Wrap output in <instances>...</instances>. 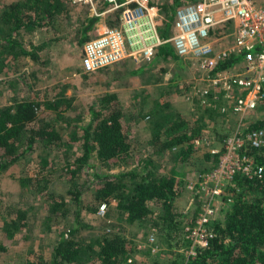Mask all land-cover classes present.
Instances as JSON below:
<instances>
[{"label": "trees", "instance_id": "16d2710c", "mask_svg": "<svg viewBox=\"0 0 264 264\" xmlns=\"http://www.w3.org/2000/svg\"><path fill=\"white\" fill-rule=\"evenodd\" d=\"M155 1L164 22L163 27H159V34L167 38L180 0ZM72 8L70 0H16L5 4L0 14V77L6 72L14 73L19 81L18 71L25 58L38 60L32 49L23 46L22 34L39 30L46 37L48 26L71 18ZM86 21L80 29L79 44L88 38L86 32L97 17H87ZM108 22L115 24L116 15L110 14ZM155 57L161 61L176 60L180 66L185 63L168 43L156 50L153 59ZM240 58L230 56L219 63L215 71L231 68ZM22 77L21 82L28 79L24 74ZM30 82L26 93L32 87ZM16 92L10 104L0 102V172L33 154L40 143L44 154L31 173L38 178L37 193L47 198V210L53 217H72L68 234H61L50 258L32 253L21 264H136L131 258L133 243L117 225L98 235L77 238L78 232L93 228L83 220L82 211L95 212L102 203L107 206L115 202L116 219L123 218L130 224L154 215L165 238L173 241L174 246L183 240L187 242L182 227L185 220L173 209L181 189L184 190L176 177L180 172L173 168L170 172H159L156 158L164 159L170 154L175 161L187 163L196 151L194 141L200 137L198 123L189 122L181 112L173 109L168 98L157 100L148 110L141 104L135 116L116 93L105 92L97 105L89 109V119L83 123L80 120L69 129L71 119L65 116V112L71 107V101L63 90L43 102ZM208 99V105H201L203 111L217 113L225 119L226 115L218 108L222 100ZM134 119L137 120L134 124L128 123ZM139 120L150 126V138L144 142L135 137L139 128L134 126ZM261 127H264V118L247 124L244 131ZM73 145H78L79 150L75 151ZM48 149L59 152L55 158L62 157L61 176L71 181V188L65 192L70 194V199H66L64 193L48 190L47 185L53 176L51 167H54L53 159L47 156ZM250 154L264 169V145L251 150ZM206 155L212 154L207 152ZM213 159L214 163L215 154ZM120 164L132 166L113 171ZM79 180L82 187L85 184L83 189ZM22 181L25 184L26 180ZM235 181L233 201L217 209L218 216L211 221L212 236L206 247H197L195 255L189 256L182 264H264V171L259 178L237 175ZM88 191H91L92 198L89 204H85L82 196ZM17 218L19 220H13L12 224L23 227L24 212L17 211ZM0 248L6 247L1 245ZM152 264L160 263L155 261ZM167 264L181 263L173 259Z\"/></svg>", "mask_w": 264, "mask_h": 264}, {"label": "rangeland", "instance_id": "374dc122", "mask_svg": "<svg viewBox=\"0 0 264 264\" xmlns=\"http://www.w3.org/2000/svg\"><path fill=\"white\" fill-rule=\"evenodd\" d=\"M14 1L16 0H0V14L5 4ZM151 1L156 3L155 0ZM188 1L180 0L179 6ZM258 1L264 4V0ZM98 6H102L101 1L98 2ZM106 16L93 23L86 32L88 38L85 41L110 25L109 15L108 18ZM87 17H91L88 6L73 4L71 18L67 17L59 24L48 26L50 28L46 37L39 30L23 33V46L28 50L32 49L38 55V60L31 61L25 58V62L20 64L18 71L19 81L14 73L6 72L0 77V102L10 104L14 94L17 93L16 91L43 102L63 90L71 101V107L65 112V116L71 119L69 129H72L75 123H80V120L83 123L89 119V109L97 105L99 97L105 92L116 93L123 104L129 110H133L131 114L135 116L138 115V110L142 105L143 109L148 110L157 100L168 98L173 109L181 112L189 122L199 124L200 137L196 140H199L200 144L197 146L194 141L196 151L190 156L187 163L175 161L170 154H166L164 159L156 158L159 172H170L172 168L180 172L176 177L181 181L180 186L184 188L186 181L195 180L201 172H207L206 170L214 164V154L210 153L212 155L207 157L206 153L212 147L215 148L222 144L223 138L232 129L236 117L227 115L223 119L217 113L203 111L204 107L201 105L206 106L208 102H200L198 91L208 87V80L206 73L198 71L193 61H185L180 66L176 60L161 61V58L155 57L146 64H135L127 60L92 73L83 72L80 58L82 45L85 41L79 44L78 39L81 37L82 25H86ZM162 17L163 15L159 13L158 30L164 25ZM169 30L168 33L172 32L171 27ZM222 31V39L216 47H230L233 42L232 26H226ZM39 46L42 48L38 49ZM140 67L143 69L140 70ZM23 74L28 79L21 82ZM3 80L5 82H2ZM29 81H31L32 87L26 93ZM215 92L218 93L216 100L219 102L220 89H215ZM16 95L20 96L21 94ZM263 118L264 103L259 104L255 110L245 115L247 124ZM135 121L137 120L134 119L128 123ZM139 121L134 126L139 128L135 137L144 142L150 138L148 131L150 126L146 125L143 120ZM74 150H79L78 145L74 146ZM47 153L48 158L54 161V167H51L53 176L47 185L48 190L64 193L66 199H70V194H65V192L71 188V181L67 177L61 176L64 165L61 161L62 157L55 158L57 153L59 154L55 150L48 149ZM42 154H44L43 146L39 143L33 154L11 164L0 172V247L1 245L6 247L5 249L0 248V264H21L32 253H39L44 258H50L58 238L62 233L68 234V229L71 228V215L64 219L53 217L47 210L49 204L47 198L37 193L36 181L38 178L36 179V176L31 173ZM130 166L132 165L120 164L113 171L130 168ZM31 177L34 179L33 181ZM22 180H26L25 184ZM78 183L81 189L85 187V184L82 187L81 180ZM188 196L189 193L185 189L183 191L181 189V194L177 197L178 200L175 201L173 207L175 212L179 213L184 209L188 203ZM91 198V191L82 196L85 204H89ZM225 200L218 201L217 209L221 205L233 201ZM195 202L198 205L196 200ZM114 206L115 202L107 205L104 214L98 213V209L95 212L84 209L82 211L83 220L93 228L78 232L77 238L83 239L91 235H98L101 231H108L117 225L122 234L133 243L134 250L131 258L135 260L136 264H152L155 261L167 264L173 259L181 264L183 261L187 262L190 256L189 251L192 249L188 239L184 237L186 243L183 240L174 246L173 241L165 238L164 230L160 223L156 222L154 215L148 216L142 222L130 224L123 218L116 219L117 213L113 209ZM17 211H23L25 215V224L20 228L12 224L13 220H19ZM215 215L218 216V214ZM151 233L154 234L155 239L152 244L148 241Z\"/></svg>", "mask_w": 264, "mask_h": 264}, {"label": "built area", "instance_id": "2783aa9c", "mask_svg": "<svg viewBox=\"0 0 264 264\" xmlns=\"http://www.w3.org/2000/svg\"><path fill=\"white\" fill-rule=\"evenodd\" d=\"M70 1L88 6L91 16L97 18L116 15L115 24L104 27L82 45L83 72L92 73L127 60L147 63L160 46L168 43L180 59L193 61L198 71L206 73L208 87L198 91L200 102L216 100L215 89H220V113L236 117L222 144L209 149L216 155L214 164L184 184L188 203L179 214L185 220L183 235L192 248L189 255L194 256L195 249L206 247L212 236L209 227L218 201L233 200L230 192L236 191L235 177L259 178L264 171L250 154L264 145V127L244 131L245 115L264 103V4L256 0H191L176 9L172 32L163 38L158 30V7L151 0ZM99 1L103 5L100 11ZM229 25L232 45L216 47L222 30ZM230 56L241 58L231 68L215 71ZM195 144L198 146L199 140ZM105 208L106 204H100L98 213L104 214ZM148 241L154 242L153 233Z\"/></svg>", "mask_w": 264, "mask_h": 264}, {"label": "crops", "instance_id": "0c3cea01", "mask_svg": "<svg viewBox=\"0 0 264 264\" xmlns=\"http://www.w3.org/2000/svg\"><path fill=\"white\" fill-rule=\"evenodd\" d=\"M256 2H259V1L256 0ZM98 9H99V11L102 10V9H103V5H102V6H98ZM106 15H107V16H106ZM106 15L102 16L101 18H97V20H98V19L101 20V19H102L103 17H105V16L108 18V15H109V14H106Z\"/></svg>", "mask_w": 264, "mask_h": 264}]
</instances>
